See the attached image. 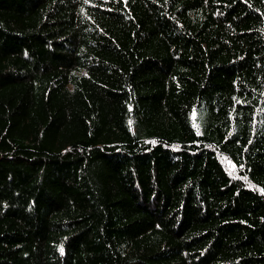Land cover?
<instances>
[{
  "label": "trees",
  "instance_id": "trees-1",
  "mask_svg": "<svg viewBox=\"0 0 264 264\" xmlns=\"http://www.w3.org/2000/svg\"><path fill=\"white\" fill-rule=\"evenodd\" d=\"M0 264H264V0H0Z\"/></svg>",
  "mask_w": 264,
  "mask_h": 264
}]
</instances>
